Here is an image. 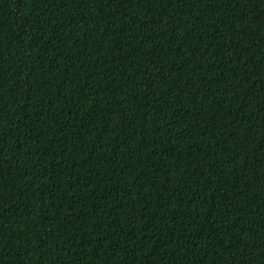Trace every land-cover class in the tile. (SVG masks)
<instances>
[{
	"label": "trees",
	"instance_id": "obj_1",
	"mask_svg": "<svg viewBox=\"0 0 264 264\" xmlns=\"http://www.w3.org/2000/svg\"><path fill=\"white\" fill-rule=\"evenodd\" d=\"M0 264H264V0H0Z\"/></svg>",
	"mask_w": 264,
	"mask_h": 264
}]
</instances>
